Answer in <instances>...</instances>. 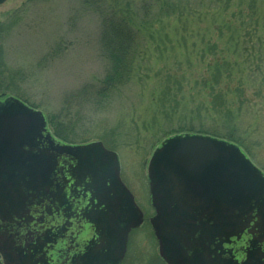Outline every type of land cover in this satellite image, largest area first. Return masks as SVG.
Wrapping results in <instances>:
<instances>
[{
    "label": "rangeland",
    "instance_id": "374dc122",
    "mask_svg": "<svg viewBox=\"0 0 264 264\" xmlns=\"http://www.w3.org/2000/svg\"><path fill=\"white\" fill-rule=\"evenodd\" d=\"M144 1L147 16L140 10ZM169 1L201 10L202 21L183 26L179 14L167 18L161 0H6L0 5V101L18 94L81 141L71 144L106 141L119 157L121 181L145 212L142 226L129 235L124 264H162L147 222L152 213L146 169L153 150L179 124L233 132L264 173V0L254 6L249 0ZM122 11L132 19L127 27L146 19L142 56L127 84L98 98L109 68L105 36L114 25L110 30L108 25ZM136 11L142 20L133 16ZM183 27L190 32L182 33ZM163 35L169 36L159 45ZM179 35L186 36V48ZM216 61L229 69L215 87L228 117L215 114L208 88L194 83L207 63ZM174 79L181 82L184 99L177 95V104L163 112L157 99L165 88L176 89ZM196 108L199 114L192 113ZM71 237L67 234L66 241Z\"/></svg>",
    "mask_w": 264,
    "mask_h": 264
},
{
    "label": "water",
    "instance_id": "95a60500",
    "mask_svg": "<svg viewBox=\"0 0 264 264\" xmlns=\"http://www.w3.org/2000/svg\"><path fill=\"white\" fill-rule=\"evenodd\" d=\"M64 173L86 193L83 217L96 236L74 262H121L143 215L120 179L117 154L100 141L55 140L41 111L9 96L0 101L1 264H48L39 255L44 242H23L21 231L33 223L22 225L31 207L63 202ZM146 179L149 225L165 264H264V174L237 145L172 135L153 150Z\"/></svg>",
    "mask_w": 264,
    "mask_h": 264
},
{
    "label": "trees",
    "instance_id": "16d2710c",
    "mask_svg": "<svg viewBox=\"0 0 264 264\" xmlns=\"http://www.w3.org/2000/svg\"><path fill=\"white\" fill-rule=\"evenodd\" d=\"M228 2V0H225ZM250 4L254 6L255 0H249ZM147 2L144 1L143 5H141L140 10L143 11L144 15H148V8L146 6ZM160 10L164 11V14H166V17L169 18L172 14H179V23L184 26V24H187L188 22H201L202 21V12L199 9H193V8H187L186 6H183L181 4H173L169 0H161L160 2ZM127 13V12H125ZM120 12V15L115 18H111L108 29L114 25L113 30L111 29L110 32H108L109 35L106 34V43H105V52L107 53V61H109V68L106 70L105 75L103 76L102 80L100 81V86L98 91H96L95 95L98 98H105L110 95V93L118 90L119 88L123 87L125 84L129 82L132 75L134 76L135 68L142 56L141 51V45H140V38H141V32L145 28L146 25V19H143L139 17L138 11L135 12L133 16L137 18L139 21L138 27L135 26V28H132V26H125L127 23H132V19L128 14H125ZM158 17V16H157ZM130 23V24H131ZM159 23V22H158ZM148 24V23H147ZM148 30V28H147ZM146 30V31H147ZM189 33L190 30L188 27H183L182 33L186 34ZM167 36L169 35H163L162 41L159 43V45H165L164 40L167 39ZM175 36V35H173ZM108 37V38H107ZM151 37V36H150ZM250 37V36H249ZM179 38H181L183 42V47L186 46L187 41L185 39V35H179ZM251 38V37H250ZM158 45V44H157ZM208 45V44H207ZM213 47H215L213 45ZM212 47V48H213ZM186 48V47H185ZM207 49L211 48V46L206 47ZM228 65L225 64L224 61L222 63L214 62L213 64L208 62L206 65V72L203 74H200L196 79L194 80L195 84L202 85L203 87H207L209 90V98H210V108L215 114L223 113L225 117L229 116V110L225 109V104L223 105V99L221 93L215 92V87L218 88L219 80L222 77L223 74L229 75L228 71ZM228 78V76H227ZM173 85L177 86L174 91H172L170 88H165V90L160 94V97L157 99V106L159 110L165 111L166 108L170 104H177V95L179 96V91L181 90V82L177 80H173ZM221 89V88H220ZM15 98L22 101L27 106L34 108L32 105H30L26 100L22 99L18 94H14ZM13 96V95H12ZM181 96H179L180 98ZM184 98H180V100H183ZM220 103V104H219ZM222 103V105H221ZM199 108V107H198ZM194 109L192 113L199 114L200 109ZM201 108V107H200ZM224 109V110H223ZM172 110V109H171ZM172 112V111H171ZM207 114L208 111L204 107V115ZM166 114V113H164ZM53 117V116H51ZM55 119L48 118V125L49 128L52 126H55V130L52 131L53 135L66 143H80L81 141H74L73 138H70L66 133H64L60 128L55 125L53 122ZM201 134V135H207L218 139H223L229 142H232L236 145H238L240 148L241 142L238 138H236L235 134L233 132L229 133H220L216 130H207L202 125L198 127H194L190 124L188 125H182L179 124V128L176 130H172L167 132L162 139H165L167 137H170L175 134ZM105 145L109 148V143L104 141ZM112 149V148H110Z\"/></svg>",
    "mask_w": 264,
    "mask_h": 264
},
{
    "label": "flooded vegetation",
    "instance_id": "af4514ba",
    "mask_svg": "<svg viewBox=\"0 0 264 264\" xmlns=\"http://www.w3.org/2000/svg\"><path fill=\"white\" fill-rule=\"evenodd\" d=\"M64 161L68 164L70 163L68 159ZM62 167L66 168V166ZM64 176L67 182L62 184L64 193L63 202L52 204L48 208L31 207L27 217L28 224L22 225V230H25L29 228L30 223H33L31 225L33 226L32 228L21 231L24 235L23 242L28 247L34 245L37 239L44 242L39 255L48 264H51L50 262L53 264H76L74 261L80 259L79 256L86 252L88 244L94 242L96 239V236H94L90 226L83 217L84 213L91 207L86 193L81 190L82 188L75 186L73 180L66 173H64ZM150 210L152 213L150 217H152L154 211L151 207ZM141 212L144 222L145 212ZM150 217H148L147 222H149ZM72 232L74 233L72 234ZM67 234L72 235L68 243H66ZM262 245L263 250L264 242ZM127 248L120 264L125 263ZM244 248L245 245L242 241L241 250Z\"/></svg>",
    "mask_w": 264,
    "mask_h": 264
}]
</instances>
